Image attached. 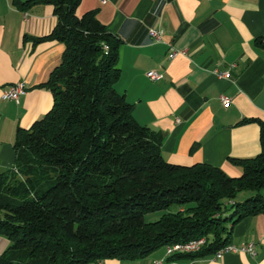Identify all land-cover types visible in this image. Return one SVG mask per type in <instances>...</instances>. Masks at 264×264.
<instances>
[{"label": "trees", "instance_id": "1", "mask_svg": "<svg viewBox=\"0 0 264 264\" xmlns=\"http://www.w3.org/2000/svg\"><path fill=\"white\" fill-rule=\"evenodd\" d=\"M21 9L54 6L58 23L36 42L65 44L63 60L39 86L52 108L17 129L16 163L0 173V234L10 240L0 264H88L143 259L156 250L206 237L192 257L232 242L234 226L264 213V122L261 152L230 157L232 177L210 163L165 159L164 133L141 124L116 84L122 39L97 17L77 14L81 0H15ZM242 192H250L238 200ZM173 207H177L175 210ZM167 210L147 222L148 212ZM179 255V254H177Z\"/></svg>", "mask_w": 264, "mask_h": 264}, {"label": "crops", "instance_id": "2", "mask_svg": "<svg viewBox=\"0 0 264 264\" xmlns=\"http://www.w3.org/2000/svg\"><path fill=\"white\" fill-rule=\"evenodd\" d=\"M95 9L122 39L116 87L141 124L164 133L165 159L186 166L210 163L241 176L230 157H253L262 149L261 125L241 121L264 122V0H81L77 14ZM57 23L52 4L21 9L15 0H0V173L15 166L17 129L30 128L53 106L52 91L39 85L60 65L66 46L32 37L51 33ZM152 28L161 32L159 38ZM170 44L180 50L173 58ZM149 70L162 77L149 78ZM17 82L27 92L19 101L4 98ZM223 96L231 97L229 105ZM231 238L237 246L254 243L256 254L166 257L165 246L143 259L101 263L152 264L166 257L165 264H264V213L239 221ZM9 244L0 234V255Z\"/></svg>", "mask_w": 264, "mask_h": 264}, {"label": "built area", "instance_id": "3", "mask_svg": "<svg viewBox=\"0 0 264 264\" xmlns=\"http://www.w3.org/2000/svg\"><path fill=\"white\" fill-rule=\"evenodd\" d=\"M101 2L105 3L107 0H100ZM150 33L155 36L156 38L160 37L161 32L157 31L155 29H150ZM170 52H169V57L173 58L175 57L180 50L176 49L173 44H170ZM228 74L227 71L220 72V75H226ZM147 76L153 80L159 79L162 77V74L157 71V70H149L147 72ZM27 92V88L24 82H17L14 84L9 85L4 93L3 96L6 99H15L19 101L21 95L25 94ZM223 103L225 105H229L232 101L231 97L228 96H223ZM207 239L206 237H201L197 239H193L187 242H179V243H174V244H168L166 246V257H170L172 255L176 254H184V253H197L202 249V247L206 244ZM229 251H244V252H249L252 255L256 254L255 250V245L252 242L248 243H243L240 246H237L233 243H229L219 249L216 253H214V257L217 259H220L224 256L226 252ZM166 257L161 258V259H156L153 261L152 264H165ZM99 264L101 263V260L99 261Z\"/></svg>", "mask_w": 264, "mask_h": 264}, {"label": "rangeland", "instance_id": "4", "mask_svg": "<svg viewBox=\"0 0 264 264\" xmlns=\"http://www.w3.org/2000/svg\"><path fill=\"white\" fill-rule=\"evenodd\" d=\"M251 193L250 192H242L238 195V200H244L247 196H250ZM177 207H173V209L175 210ZM165 212H167V210H160V211H152V212H148L145 215V220L147 222H152L155 220H158Z\"/></svg>", "mask_w": 264, "mask_h": 264}]
</instances>
